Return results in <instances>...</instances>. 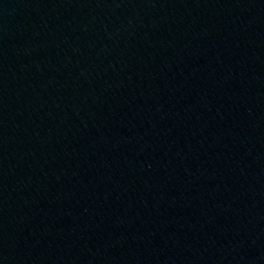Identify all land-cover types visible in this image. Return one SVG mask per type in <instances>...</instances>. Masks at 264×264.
<instances>
[{
	"label": "water",
	"instance_id": "water-1",
	"mask_svg": "<svg viewBox=\"0 0 264 264\" xmlns=\"http://www.w3.org/2000/svg\"><path fill=\"white\" fill-rule=\"evenodd\" d=\"M0 264H264V0H0Z\"/></svg>",
	"mask_w": 264,
	"mask_h": 264
}]
</instances>
